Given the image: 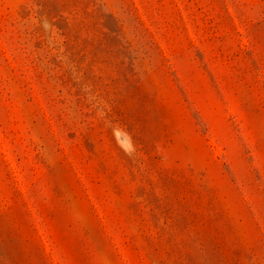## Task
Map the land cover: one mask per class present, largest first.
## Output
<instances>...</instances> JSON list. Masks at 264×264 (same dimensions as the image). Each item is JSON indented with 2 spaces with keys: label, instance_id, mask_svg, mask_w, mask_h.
Segmentation results:
<instances>
[{
  "label": "rangeland",
  "instance_id": "374dc122",
  "mask_svg": "<svg viewBox=\"0 0 264 264\" xmlns=\"http://www.w3.org/2000/svg\"><path fill=\"white\" fill-rule=\"evenodd\" d=\"M0 264H264V0H0Z\"/></svg>",
  "mask_w": 264,
  "mask_h": 264
}]
</instances>
